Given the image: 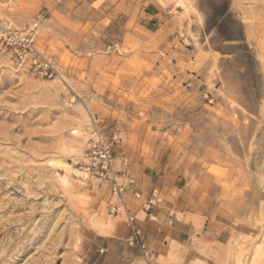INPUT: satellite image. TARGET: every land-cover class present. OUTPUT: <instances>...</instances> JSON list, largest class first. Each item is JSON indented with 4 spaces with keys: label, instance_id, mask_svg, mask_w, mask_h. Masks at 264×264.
<instances>
[{
    "label": "rangeland",
    "instance_id": "obj_1",
    "mask_svg": "<svg viewBox=\"0 0 264 264\" xmlns=\"http://www.w3.org/2000/svg\"><path fill=\"white\" fill-rule=\"evenodd\" d=\"M164 1L171 19L149 32L148 0H0L11 30L38 21L57 72L18 66L0 42V264H130L129 219L151 196L110 214L109 185L85 171L95 136L118 182L171 171L194 209L215 206L211 224L243 197L218 242L196 239L207 219L177 213L192 241L137 247L134 264H264V0Z\"/></svg>",
    "mask_w": 264,
    "mask_h": 264
},
{
    "label": "crops",
    "instance_id": "obj_2",
    "mask_svg": "<svg viewBox=\"0 0 264 264\" xmlns=\"http://www.w3.org/2000/svg\"><path fill=\"white\" fill-rule=\"evenodd\" d=\"M162 3L163 5H159L153 2V0H148V3L144 6L145 8L142 9L143 14L140 16V18L142 17V19H146L148 22L143 26L140 25V28L151 32L158 30V27L165 26L166 22L171 19V8L173 5L164 0H162ZM195 82H200V80H195ZM138 176V178L134 176L136 181L135 187L142 192V196L144 193L149 198L152 193H157L161 196L160 201L164 202V204H160L159 201L154 206H151L149 211H144L139 206L145 214V218L142 221L136 220L135 227L141 231V240L147 249L159 243L164 247L169 242H175L177 245L183 246L192 241L193 234L195 233L193 224L185 222L184 218L180 221L177 220V213L184 216L189 214L207 219L208 222L203 225L204 234H196V239L202 242L212 240L214 243L220 239V231H223L222 236L225 237L234 223L233 221H239L243 216V207H241L243 206V197L238 196L235 200H230L224 204L222 214H219L224 223L215 222L211 224L212 219L210 216L215 206L194 209V206H191L192 200H189L187 197L183 198V195L190 194V190L182 185V180L178 179L175 173L172 174L171 171L164 170L162 174L152 171L150 173H140ZM232 203H234V207ZM208 228L216 234H207ZM101 251L104 250L102 249ZM139 253L140 250L137 246L130 247V264H134L135 260L139 257Z\"/></svg>",
    "mask_w": 264,
    "mask_h": 264
},
{
    "label": "built area",
    "instance_id": "obj_3",
    "mask_svg": "<svg viewBox=\"0 0 264 264\" xmlns=\"http://www.w3.org/2000/svg\"><path fill=\"white\" fill-rule=\"evenodd\" d=\"M37 26L38 21L30 24L23 32H17L6 27L0 20V42L10 49L18 66L27 67L39 76L49 79L57 72L53 63L35 48ZM85 158L87 160L85 171H92L100 181L106 182L109 185L110 195L115 198V203L109 204L110 214L119 215L121 212H129L124 199L125 195H130L136 200L142 199V194L134 188L133 181L128 179L127 174L125 176L127 183L118 182L112 168L111 146L101 137L95 136L91 140ZM156 202H159V197L156 196V193H152L150 199L143 201L142 210L148 211ZM135 221V218L130 217L131 233L126 242L130 247L137 246L140 248L143 255L148 258L150 253L145 250V245L141 240V232L135 227Z\"/></svg>",
    "mask_w": 264,
    "mask_h": 264
},
{
    "label": "bare ground",
    "instance_id": "obj_4",
    "mask_svg": "<svg viewBox=\"0 0 264 264\" xmlns=\"http://www.w3.org/2000/svg\"><path fill=\"white\" fill-rule=\"evenodd\" d=\"M171 2H173L174 3V5L175 6H180V5H185V3H184V1L183 0H170ZM66 172H68V171H66ZM75 174H78V173H76L75 172ZM84 176V175H83ZM63 179V178H62ZM66 181V180H65ZM65 181H63V183H67V182H65ZM96 227V226H95ZM98 231H99V233H103V230L99 227L98 228Z\"/></svg>",
    "mask_w": 264,
    "mask_h": 264
}]
</instances>
